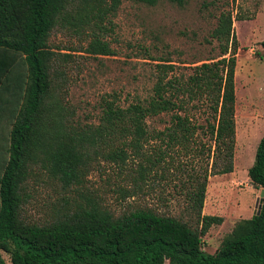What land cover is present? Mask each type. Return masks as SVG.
<instances>
[{
	"label": "trees",
	"instance_id": "1",
	"mask_svg": "<svg viewBox=\"0 0 264 264\" xmlns=\"http://www.w3.org/2000/svg\"><path fill=\"white\" fill-rule=\"evenodd\" d=\"M119 3L0 0V264H264V196L260 212L236 221L214 253L202 248L208 229L222 222L221 216L201 213L207 177L233 169L237 40L230 14L220 13L210 34L219 44V58L193 65L188 74L157 64L148 96L126 106L102 97L97 123H63L66 107L55 97L60 87L57 69L52 72L57 57L48 45L50 33L63 25L89 30L86 50L112 54L100 34ZM260 45L264 49V39ZM197 113L204 115L203 123ZM162 114L169 117L165 126L149 129L147 118ZM199 133L211 143L201 144ZM153 140L160 144L146 165L138 164L140 175L167 161L169 149L189 152L193 144L202 154L206 147L208 166L201 181L199 174L193 177L196 188L189 193L195 227L151 208L114 217L96 203L42 224L22 217L23 184L36 163L48 164L68 185L79 181L92 155L123 164L129 154L143 156ZM247 176L254 188L264 189V134Z\"/></svg>",
	"mask_w": 264,
	"mask_h": 264
},
{
	"label": "rangeland",
	"instance_id": "2",
	"mask_svg": "<svg viewBox=\"0 0 264 264\" xmlns=\"http://www.w3.org/2000/svg\"><path fill=\"white\" fill-rule=\"evenodd\" d=\"M222 12L230 14L237 40L236 142L232 171L209 175L206 180L201 213L222 217L202 237V248L208 253L215 252L236 221L254 214L260 193L249 181L247 169L264 134V49L260 45L264 0H156L154 4L120 0L116 11L106 16L111 23L105 19L106 29L100 34L113 50L108 55L86 50L89 30L56 26L48 38L57 57L52 72L57 69L60 88L55 97L66 107L63 123L83 126L98 122L102 97H115L126 106L148 96L158 74L157 64H171L177 74H188L193 65L219 58V44L210 34ZM168 118L163 114L149 117L148 128L162 129ZM195 118L204 122L201 113ZM198 138L201 144L211 143L203 133ZM150 143L142 150L143 156L132 154L131 158L129 154L123 164L100 153L92 155L79 181L68 185L49 172L48 164L36 163L23 184L22 217L42 224L96 203L114 217L151 208L195 227L189 193L196 188L193 177L199 174L201 181L208 166L206 147L202 154H197L193 144L189 152L169 149L167 161L140 175L138 164L146 165V157L155 155L154 146L160 141Z\"/></svg>",
	"mask_w": 264,
	"mask_h": 264
},
{
	"label": "water",
	"instance_id": "3",
	"mask_svg": "<svg viewBox=\"0 0 264 264\" xmlns=\"http://www.w3.org/2000/svg\"><path fill=\"white\" fill-rule=\"evenodd\" d=\"M263 196H264V189H261L260 193H259V196L256 198V202H255V209L256 210H255L253 216L260 212V209H261V206H262V202H263Z\"/></svg>",
	"mask_w": 264,
	"mask_h": 264
},
{
	"label": "crops",
	"instance_id": "4",
	"mask_svg": "<svg viewBox=\"0 0 264 264\" xmlns=\"http://www.w3.org/2000/svg\"><path fill=\"white\" fill-rule=\"evenodd\" d=\"M249 166H250V165H249ZM247 177H248V176H247ZM249 181H250V180H249ZM252 216H253V215H252ZM252 216H251V217H252Z\"/></svg>",
	"mask_w": 264,
	"mask_h": 264
}]
</instances>
